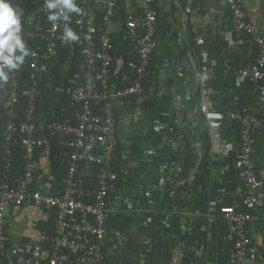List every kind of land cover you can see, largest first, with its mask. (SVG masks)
<instances>
[{"label": "built area", "instance_id": "obj_1", "mask_svg": "<svg viewBox=\"0 0 264 264\" xmlns=\"http://www.w3.org/2000/svg\"><path fill=\"white\" fill-rule=\"evenodd\" d=\"M25 1L19 0V5ZM145 2L142 12L129 11L125 20H116L121 26V39L129 41L138 53V60L129 62L130 71L120 82H116L125 67V58L113 53V40L105 27V23L111 20L115 0H106L104 3L100 0H84L82 8L86 16L76 20L83 27L78 42L82 47L84 61L74 76L66 84L57 85L52 94L53 101L56 100L57 89L61 90L64 98L65 95L69 97V117L64 120H50L46 115L37 117L39 97L42 95L40 84L44 78L42 62L55 59L59 54V42H65L63 18L54 22L48 19L50 14L59 13L60 9H48L44 0L27 14L26 24L34 29V32L30 29L28 35L32 38L40 36L46 48L42 52L34 50L30 54V87L21 88L17 71L8 72L6 68L4 71L9 79L6 82L0 81V103L10 116L5 130L6 168L11 167L13 147L17 144L25 150L26 159L25 172L15 180V185L0 179V264L106 263L104 242L107 236L109 199L119 190L118 173L114 168L118 143L117 106L144 94L152 55L158 45L155 39L157 0ZM183 2L185 16L194 13L196 0ZM219 4L231 14L235 30L245 32L257 47L258 53L254 59L236 69L229 66L228 71L234 73L239 85L249 81L252 83V92L257 97L260 95L259 106H255L252 100L245 106L226 102L215 104L210 89L204 94L199 90L201 96L199 99L196 97L195 104L208 125L212 151L224 162L234 157L238 170L242 207L232 204L220 207L222 216L234 231L232 259L236 264H263L258 249L253 245L250 231L255 212L264 210V173L257 172L254 158L257 134L264 132V23H255L249 18L243 0H220ZM99 11L103 12L102 18ZM192 33L198 46L206 43L199 24H193ZM20 35L24 37L23 33ZM211 64L208 60L205 69L210 70ZM179 75L183 77L185 73L180 71ZM51 76L56 82L57 76L52 72ZM22 98L27 100L26 107H23ZM19 110L22 113L20 116ZM233 121L240 125L237 131ZM164 127L158 128L159 132ZM175 129L169 127L168 136H174ZM42 130H47V133H41ZM51 137L55 138V144L60 147L67 167L63 191L59 194L46 193L38 186L44 170L41 160L37 158V151L40 148L49 157ZM164 138L161 143L165 142ZM89 145H96L97 151L87 149ZM149 150L152 153L153 147ZM157 152L156 146L154 153ZM170 159L162 167L164 171L172 165L178 168L176 158ZM83 162L98 163L101 166L97 174V187L94 189L86 185L89 172L81 170ZM33 185L36 188L33 189ZM221 190L224 191L223 188ZM26 203L50 211L54 220V231L43 230L30 251L10 246L6 234L5 210ZM178 229L184 233L180 235L185 239L189 226L184 220Z\"/></svg>", "mask_w": 264, "mask_h": 264}, {"label": "crops", "instance_id": "obj_2", "mask_svg": "<svg viewBox=\"0 0 264 264\" xmlns=\"http://www.w3.org/2000/svg\"><path fill=\"white\" fill-rule=\"evenodd\" d=\"M125 1L128 12L142 11L146 6L145 0ZM219 1L196 0L194 13L187 17L183 0H157L155 4L163 33L152 58V76L144 94L117 106V139L125 158L124 185L109 199L105 264H236L232 259L233 227L220 212L223 205L242 207L235 158L224 162L212 148L209 154L205 151L195 104L198 91L185 84L191 69L199 90L204 94L210 89L215 104L245 106L252 100L259 106L252 83L239 85L234 73L228 71L229 66L236 69L254 59L257 47L245 32L235 30L231 14ZM243 4L253 22L264 23V0H243ZM194 23L205 36L203 46L197 45L188 30ZM105 24L110 34L121 33L118 22L111 19ZM192 39L196 45L190 51L186 47ZM194 51L203 54L199 71ZM208 60L213 63L210 70L205 69ZM180 71L185 76H180ZM55 99L57 106L64 100L60 89ZM163 125L164 132L160 133L158 128ZM169 127L176 128L174 136H168ZM156 146L158 152L154 153ZM256 149V170L262 174L264 132L257 134ZM170 158H176L178 168L172 165L164 171L162 167ZM41 162L44 176L38 186L46 193H61L63 180L51 173L49 157L42 156ZM255 216L250 235L264 264V210H257ZM5 217L9 245L27 251L53 222L50 211L31 203L8 207ZM183 220L189 226L185 239L178 229ZM157 229L162 230L159 236Z\"/></svg>", "mask_w": 264, "mask_h": 264}, {"label": "trees", "instance_id": "obj_3", "mask_svg": "<svg viewBox=\"0 0 264 264\" xmlns=\"http://www.w3.org/2000/svg\"><path fill=\"white\" fill-rule=\"evenodd\" d=\"M19 0H10V3L14 8H17L20 12V19L22 24V31L24 37L22 40L25 43V46L27 49H29L30 54L34 50H39L40 52L44 51L46 46L43 44V42L39 38H32L28 35V31L31 29L34 32V29L32 26H28L26 24V17L29 11L32 9H35L36 7H39L44 0H26L24 3L19 5ZM84 0H74V3L79 7L80 12H72L69 13V20L65 21L63 19V26L67 25L70 27L77 35L78 37L82 33L83 27L78 25L76 23V20L81 17H85L86 13L82 8ZM183 8L184 4L182 2ZM143 11V10H142ZM141 11V12H142ZM158 12V9H157ZM127 7H126V1L125 0H115L114 9L111 14V19L113 22H115L117 19L125 20L127 16ZM99 16L103 17V12L99 11ZM46 25V24H45ZM106 27V24H105ZM190 34H192V26L188 28ZM163 33V26L160 22L159 18V12H158V21H157V32L155 35V39L158 40L159 36ZM111 37L114 44V50L113 53H118L122 55L125 58V67L122 71V73L119 75V79H116V82H120L121 78L130 71L129 62L130 61H137L138 60V53L134 49V47L131 45L129 41H123L121 39V34L115 32L111 33ZM79 40V39H78ZM77 41H71V42H59L58 44V56L51 60V61H43L41 68L44 70V78L40 84V89L42 91V95L39 97V111L37 114V117H44L46 115L50 120H64L69 117L68 108L70 105L69 97L65 95L64 100L60 105H56V103L53 101L52 94L55 90V87L61 86V84H66V81L74 76V74L80 69L84 59H83V53H82V47L79 45V42ZM195 41L192 39L190 45H187L186 49L193 51L195 48ZM155 51V50H154ZM258 51L256 52L254 58L256 57ZM30 54L25 57L24 62L22 65L19 66L18 69H16L18 73V79L20 81V87L26 88L30 87ZM184 55H187V51H183ZM15 55H21L19 49L16 50ZM154 55V52H153ZM152 55V58H153ZM194 55H196V68L198 71L202 69V66L204 64V58L203 54L199 53V51H194ZM153 60V59H152ZM150 75L147 76V79L152 76L153 72V62L151 61L150 67H149ZM52 74H55L57 76V81L54 82L51 76ZM187 77H188V83L189 86L193 88V91H199V82L197 77H194V74L192 70H187ZM57 83V84H56ZM112 83V82H111ZM147 84V82H145ZM201 96L200 93L196 95V97L199 99ZM260 98V95L257 97ZM23 107L27 106V100L26 98H22ZM45 103V104H42ZM245 104V103H243ZM53 113V114H52ZM21 110H19V116L21 115ZM201 125H200V139L201 143L205 145V151L209 154V150L211 148L210 144V138H209V130L208 125L206 124V121L202 118V116H199ZM10 121V116L7 113L6 108L3 106L2 103H0V179L8 182L11 185H15V180L23 176L25 172V166H26V159H25V150L22 148L20 144H17L13 147V161L11 164V167L8 169L6 168L7 161L5 160V130H6V124ZM236 131L240 129V125L237 121H233ZM41 133L46 134L47 130H42ZM230 134H228V137ZM231 137V136H230ZM52 139V147H51V153L49 155L50 160V171L57 177H60L62 180L65 179L67 175V167L64 164V161L61 156V150L60 147L55 144V138L51 137ZM87 149L92 151H97L96 145H89ZM116 159L114 162V168L116 172L118 173V180L117 185L119 188H121L124 185L123 181V168H124V153L122 149V145L120 140L118 139L117 147H116ZM42 156H44L43 150L38 149L37 151V158L41 160ZM101 166L98 163L93 162H83L81 165V170H87L88 176L86 177V185L91 188L97 187V174L100 171ZM36 188L35 185H33V189ZM162 215H159L160 217ZM54 220L51 222L48 231L53 232L54 231ZM161 223V219H160ZM159 223V226H160ZM162 230L157 229L155 231L156 235H160ZM158 235V236H159Z\"/></svg>", "mask_w": 264, "mask_h": 264}, {"label": "clouds", "instance_id": "obj_4", "mask_svg": "<svg viewBox=\"0 0 264 264\" xmlns=\"http://www.w3.org/2000/svg\"><path fill=\"white\" fill-rule=\"evenodd\" d=\"M46 7L50 10L60 9L59 13L49 15L48 19L53 22L61 17L67 21L69 20V13L80 12L74 0H46ZM53 27L55 28V24H53ZM21 31L22 24L19 10L12 6L10 0H0V61H2L0 81L6 82L9 79L4 68L8 72L18 69L23 64L25 57L30 54L20 35ZM78 39V35L65 25L64 41L71 42ZM17 49H19L21 55H15Z\"/></svg>", "mask_w": 264, "mask_h": 264}]
</instances>
